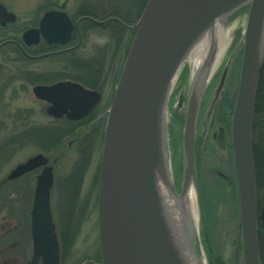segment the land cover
<instances>
[{"label":"water","instance_id":"1","mask_svg":"<svg viewBox=\"0 0 264 264\" xmlns=\"http://www.w3.org/2000/svg\"><path fill=\"white\" fill-rule=\"evenodd\" d=\"M263 4L264 0L146 1L133 25L134 35L104 127L97 195L101 264H156L150 223V214L154 211L155 230L166 235L173 244L171 229L163 212L160 215V209L157 211L158 200L150 189L154 169L162 178L168 175L163 111L170 83L190 46L216 18L225 20L234 12H245L239 76L231 114L241 255L242 264H260L257 221L264 234V205L257 210L251 130L258 74L264 56L259 9ZM13 18L14 15L0 4V22ZM229 66L230 58L217 79L210 107L222 91ZM44 89L34 87L36 92ZM203 89L200 87L193 94L191 85L187 98L179 196L186 192L191 182L196 185L194 139ZM45 161L41 154L29 157L16 165L7 179H14ZM51 184V169L45 167L37 176L29 212L33 248L26 264H37L39 260L42 264H58L59 246L49 200ZM169 190L176 193L173 181Z\"/></svg>","mask_w":264,"mask_h":264},{"label":"flooded vegetation","instance_id":"2","mask_svg":"<svg viewBox=\"0 0 264 264\" xmlns=\"http://www.w3.org/2000/svg\"><path fill=\"white\" fill-rule=\"evenodd\" d=\"M3 6L14 18L0 22V91L12 87L15 99L26 93L32 98L30 106L15 110L14 143L16 147L33 144L38 150L30 157L46 158L42 165L15 177L13 191L19 203L29 195L31 208L37 176L50 167L49 200L60 181V193L68 200L64 212L69 231L76 222L75 212L97 213L106 117L144 4L142 0H33L20 15ZM37 86L45 89L36 92ZM230 126L231 122L229 134L221 130L220 135L227 139L232 159ZM73 148L71 168L57 176L61 159ZM259 227L262 232L257 221V233ZM14 231L0 227V264H26L31 258L30 222V255L25 261L24 240L8 237ZM66 234L70 236L64 247L69 249L74 233ZM58 243V264H63L65 252L59 239ZM79 264H101L100 252Z\"/></svg>","mask_w":264,"mask_h":264},{"label":"rangeland","instance_id":"3","mask_svg":"<svg viewBox=\"0 0 264 264\" xmlns=\"http://www.w3.org/2000/svg\"><path fill=\"white\" fill-rule=\"evenodd\" d=\"M0 2L20 15L22 9L29 8L33 0H0ZM235 13L230 14L224 20L229 43L217 70L203 91L196 123L194 167L198 228L193 238L192 247L197 261L200 263L203 259L204 264H242L235 175L227 147L228 141L220 135L221 130L225 131V136L229 134L227 126L231 122L230 116L238 83L240 39L245 12ZM229 58L230 66L223 89L210 107L217 79ZM190 71V65L183 60L165 106V157L177 194L180 191L183 173L182 130L191 86ZM31 102L32 98L29 93L17 100L14 98L12 87L3 92L0 91V120L5 125L0 129V227L15 229L16 232L14 231L8 237L24 240L23 248L26 247L22 252L24 261L30 255L29 208L31 198L29 195L21 197L19 203L13 191V188H17L14 187L16 181L6 180V176L17 163L33 155L38 147L30 143L16 147L14 135L12 143L7 144L8 148H6V142L15 131L12 118L15 121L16 108L28 107ZM74 151V148L70 149L61 159V162L64 163L62 166H58L57 176L71 168L69 164L75 158ZM66 160L68 164H66ZM60 184V181L56 182V186L51 192L50 203L57 237L60 240V236H62L60 243L63 244L62 251L65 252L63 264H79L86 259L97 258L99 247L96 210L88 213L75 212L77 224L73 223V227L68 231L65 226L67 213L64 212L68 206V200L60 193ZM66 232L74 233V243L69 249L67 246L64 247L70 236Z\"/></svg>","mask_w":264,"mask_h":264},{"label":"bare ground","instance_id":"4","mask_svg":"<svg viewBox=\"0 0 264 264\" xmlns=\"http://www.w3.org/2000/svg\"><path fill=\"white\" fill-rule=\"evenodd\" d=\"M261 16V42H264V4L259 7ZM229 43L227 29L224 19L216 18L202 35L190 46L183 60L191 67L190 81L192 93L195 94L200 87L205 88L211 77L217 70L222 56ZM181 65V64H180ZM174 74L170 83V90L177 77ZM164 121L166 119L165 109L163 111ZM167 178L160 177L159 172L154 169L150 189L153 191L157 201V211L160 215L163 212L166 222L171 229L173 244L167 240L166 235H160L155 230V211L150 214L152 228V240L154 242L156 264H204L200 263L194 255L192 242L198 228V207L196 206V185L190 183L186 192L179 196L172 193L169 186L173 178L170 175L168 166ZM149 189V190H150ZM159 214V213H158ZM155 215V216H154ZM155 235L153 236V234ZM163 236V237H162ZM175 242V243H174ZM165 244V245H164ZM176 244V246H175Z\"/></svg>","mask_w":264,"mask_h":264},{"label":"trees","instance_id":"5","mask_svg":"<svg viewBox=\"0 0 264 264\" xmlns=\"http://www.w3.org/2000/svg\"><path fill=\"white\" fill-rule=\"evenodd\" d=\"M145 1L146 0H142V4H144ZM13 122L14 119L12 118V124ZM4 126V122L0 120V129H2ZM13 135L14 134H12L10 139L8 138L6 142V148H8V145L12 143ZM251 145L255 169L256 204L257 207H260L264 205V57L258 74L253 107ZM61 239L62 236H60V240ZM258 252L260 264H264V235L262 234L260 227L258 228Z\"/></svg>","mask_w":264,"mask_h":264}]
</instances>
